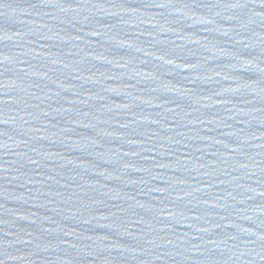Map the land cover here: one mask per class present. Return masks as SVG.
<instances>
[{"label": "water", "instance_id": "water-1", "mask_svg": "<svg viewBox=\"0 0 264 264\" xmlns=\"http://www.w3.org/2000/svg\"><path fill=\"white\" fill-rule=\"evenodd\" d=\"M0 264H264V0H0Z\"/></svg>", "mask_w": 264, "mask_h": 264}]
</instances>
